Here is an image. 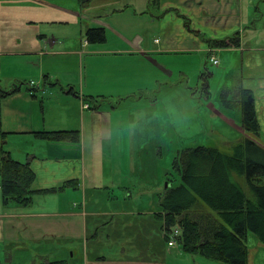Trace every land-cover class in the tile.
I'll use <instances>...</instances> for the list:
<instances>
[{
	"label": "rangeland",
	"instance_id": "1",
	"mask_svg": "<svg viewBox=\"0 0 264 264\" xmlns=\"http://www.w3.org/2000/svg\"><path fill=\"white\" fill-rule=\"evenodd\" d=\"M160 4L161 0H158L157 5L155 0H93L89 4H83L81 0H0V19L4 28L2 35L0 28V42L4 43V38H8L13 45L20 41L25 44L35 35L57 39L56 50L58 49L60 53L56 56V63L50 65L45 61V67H50L52 71L47 72L51 75L50 80L48 76L41 77L38 74L39 69L27 63L28 57L25 56L21 47L16 49L14 46L13 52L2 56L4 86L16 83L24 87L29 85L31 88H39L38 98L41 97L46 101L47 107V124L43 128L54 129L52 127L55 126L57 130H72L67 129L68 113L74 112L72 109L76 104L80 105V100L67 91L78 94L81 86L89 91L90 88L98 90L105 85L108 93L135 92L134 96L126 99H120L117 96L112 98V102L107 101L104 105L105 102H101L100 106L94 105L89 98H85L86 101L81 106V110L93 112L91 114L99 122L104 117L111 125L106 132L103 129H95L93 134H82V130L77 129L83 147L81 161L87 170L93 165V170L95 168V174H97L95 178L103 187L109 185V180L118 177V181L112 183L114 185L111 191H115L120 196H126L128 205L133 209H152V217H156L159 213L158 194L164 193L168 187L167 179H172L174 187L182 182L174 160L184 147L215 146L222 151L232 152L233 146L245 136L264 143L263 134L259 136L253 133L242 134L238 130L237 125L243 126V118L236 94L228 99V104L236 105L235 107L228 108V111L223 103L222 93L224 96L226 94L225 83L228 81L232 83V79L236 78L238 83L235 89L241 91L242 84L239 83L236 75L241 58L235 56L230 60L234 73L232 74L233 70H231V75L228 76L225 70L219 71L223 65L212 64L208 52L200 49L202 48L201 40H205L206 35L202 34L201 40L197 39V42H181L177 38L166 39L164 27L170 35H176L180 28L172 24L162 25V17L167 10L160 8ZM98 20L110 23L119 33L129 38L144 37L141 47L153 57L152 64H143L146 60H140L137 55L125 54L117 59L112 56L111 64L98 79L96 76L91 79L81 73V70L86 67L85 62L88 63L89 69L90 64L97 69L105 65L95 57L72 54L67 46L69 37L84 36L86 40L83 42V47L79 49L84 50L83 52L89 49L85 47L88 42L98 43L100 49L128 47L127 44L120 43L121 39L118 38L115 29L104 27L98 23ZM183 21L188 27L189 19L183 17ZM96 28L105 30L104 41L88 39V31ZM236 35L240 43V37ZM219 55L226 56V58H220L221 61H225L228 57H232L233 53L230 56L225 53ZM116 66L124 71L121 76H114ZM139 69L141 74L137 76L135 74ZM208 74L209 92H207L206 84ZM102 81L105 83H101ZM207 93H210V97ZM94 110L102 111L95 113ZM217 111H222V114ZM230 111L235 114L232 115L235 118L233 121H230ZM1 133L4 132L0 130ZM98 134H103V146L96 144ZM13 147L16 155L21 149L31 150L33 144L30 138L27 141L21 139L20 142L13 144ZM81 181H88V177L84 176ZM130 195L140 197L139 202H133ZM90 201L94 202V200ZM10 205L13 207L9 211H15L19 207L15 203ZM96 205L108 207L111 204L103 202ZM3 212V202L0 199V224L3 220ZM51 220H57L64 226L63 229L52 230L63 244L72 242L70 237L76 239L81 232L83 233V217H55ZM15 222L17 220L10 221L7 230L10 231L12 226H15ZM163 222V228L160 229L157 226L156 229L157 239L159 237L157 241L161 246L166 243V240L168 242L165 234L167 228L164 220ZM3 231L6 235V230ZM49 237L52 238V235ZM255 242H257L255 238L251 241L249 237L248 246L250 248L254 246V250L250 252V264H264L262 256L255 248L257 244L262 243ZM30 244L25 242L9 246L2 244L0 262L5 264L14 259L15 257L11 255L21 253L20 256H27V247H30V252H35L36 248L39 249V244ZM93 244L95 243L92 241ZM92 245L90 252L96 254L97 249ZM168 245L171 246L169 242ZM177 246L176 242V245L171 247ZM103 249L105 252L101 254L106 256L100 261L101 264H140L124 262V258L119 257L115 249L106 250L104 247ZM80 257L77 252L74 257L67 258L70 264H80ZM198 257L202 256L198 255ZM206 259L193 257L196 264H209L211 259ZM191 263V254L184 252L180 258L173 259L171 264ZM155 264H162V261L156 259Z\"/></svg>",
	"mask_w": 264,
	"mask_h": 264
},
{
	"label": "crops",
	"instance_id": "2",
	"mask_svg": "<svg viewBox=\"0 0 264 264\" xmlns=\"http://www.w3.org/2000/svg\"><path fill=\"white\" fill-rule=\"evenodd\" d=\"M157 3L158 0H155L156 5ZM161 7L167 10L162 17V25L172 24L180 28L176 35H170L164 27L163 32L166 39L177 38L181 42H197L202 34L206 35L205 40L200 39L202 45L200 49L205 50L208 54L212 51L219 58V65H223L219 68V71L225 70L228 76L231 75V70H233L232 74L234 73L230 60L235 56L241 58L236 75L239 78V83L242 84V88L250 89L254 95L257 118L260 124L259 134L264 135V0H161ZM183 17L189 19L188 27H186ZM98 23L106 28L115 29L108 22L98 20ZM0 28L2 35L4 28L1 19ZM115 31L118 33V38L121 39L119 40L120 43L127 44V48L100 49L98 43L88 42L85 47L89 49L83 52L84 50L79 49L83 47V42L86 40L84 36L82 38L75 37V35L69 37L67 46L72 54L95 57L105 65V67L97 69L90 64L89 69L88 63L85 62L86 67L81 70V73L86 74L91 79L95 76L98 79L111 64L110 59L112 56L117 59L125 54L137 55L140 60H146L143 64H152L153 57L141 47L144 37L129 38L116 29ZM235 35L240 37V43L237 46L214 45L215 42L232 36L235 37ZM4 39V43L0 42V130L8 133L6 148L11 156L22 162H28L35 172V179L32 185L33 193L30 204H19L17 210L9 211L13 206L3 203L4 212L0 224V246L22 242L31 243L30 245L33 243L39 244V249L36 248L35 252H30V247H27V256L22 257L20 256L21 253L11 255L15 258L6 261L30 264L40 260H68L67 257H74L78 252L81 256L80 264H101L100 261L104 260L103 258L106 256L101 254L105 252L103 247L106 250L115 249L119 253V257L124 258V262L155 264V260L160 259L162 264H171L173 259L180 258V255L184 253L180 246L171 247L168 245L167 240L163 246L159 245L156 229L157 226L160 229L163 228L164 222L158 216L152 217V209L137 210L131 208L128 205L126 196H120L115 191H111V187L114 185L112 183H116L118 177L109 180V185L103 187L95 178L97 174H95V168L93 170V165L90 166L89 170L83 166L81 142L77 144L70 141H52L37 137L35 133L37 131L57 130L55 126L52 127L54 129L43 128L47 124V107L46 101L42 100L41 97L38 98L37 91L39 88H31L29 85L24 87L16 83L7 86L2 84V56L13 52L12 48L14 46L16 49L21 47L25 56L28 57L27 63L38 68V74L41 77L45 75L50 80L51 75L47 72L52 71L49 69L50 67H45V61L50 65L56 63V56L60 53L58 49L56 50L57 39L35 35L30 37L25 44L20 41L16 45H13L8 38ZM224 53L227 56L233 53V56L221 61L226 56L221 57L219 54ZM164 69L169 71L167 68ZM123 72L120 67L116 66L114 76H121ZM140 74L139 69L135 75L139 76ZM208 79L209 74L207 75L208 83H206L207 92L210 88ZM101 83L105 82L102 81ZM237 83L236 78L232 79V83L230 81L225 83L226 94L224 96L222 93V97L228 111L236 106L229 105L228 99L233 94H236L238 99L239 91L235 89ZM80 90L78 94L67 91L80 100V105L76 104L72 109L74 112L68 113L67 129H79L82 130V134H93L96 131L95 129H103L106 132L111 125L106 118L103 117L102 121L99 122L91 114L93 112L81 110V106L86 101L85 98H89L94 105L100 106L101 102H105L104 105L107 101L112 102V98L117 96L120 99H126L135 95L133 91L119 94L108 93L105 85L98 90L90 88L89 91L81 86ZM209 94L207 93L208 97H210ZM101 111L94 110L95 113ZM219 113L222 114V111ZM219 113L216 114L219 115ZM229 113L230 121H233L235 114H233V111ZM237 119L239 120V117ZM237 128L242 134H250L242 124L237 125ZM29 138L33 144L32 149H21L15 155L13 144L20 142L21 139L27 141ZM96 144L103 146V134H98ZM261 144L264 146V143ZM91 170L92 173H90ZM84 176L88 177V181H81ZM130 198L133 202H139L140 197L130 195ZM0 199H2L1 195ZM90 200H94V202ZM103 202H108L111 205L108 207L96 205ZM55 217H83V233L81 232L79 238L76 239L70 237L72 242L63 244V241L58 239L56 234L52 232V230L64 228L59 221L51 220ZM15 220H17L15 226H12L10 231L7 230L9 222ZM3 230H6V235ZM49 235H52V238ZM90 235L92 236L90 237ZM254 238V235H250L251 241ZM92 241L95 244L92 245ZM91 245L96 247V254L90 252ZM257 245L255 248L264 262V244ZM249 249L250 252L253 251L254 246L252 245ZM191 256V264H196L193 257L201 260L206 259L198 257V255ZM90 257L92 258L90 259ZM209 264L222 263L211 260Z\"/></svg>",
	"mask_w": 264,
	"mask_h": 264
},
{
	"label": "trees",
	"instance_id": "3",
	"mask_svg": "<svg viewBox=\"0 0 264 264\" xmlns=\"http://www.w3.org/2000/svg\"><path fill=\"white\" fill-rule=\"evenodd\" d=\"M93 0H81L89 4ZM103 28L90 29L88 39L104 41ZM232 36L215 42L216 46H237ZM238 101L243 111V127L259 136L260 124L252 91L241 88ZM37 137L52 141L80 143L78 130L37 131ZM8 134H0V186L3 203L27 205L32 199L35 172L27 162L11 156ZM181 183L159 195L158 218L165 221L168 242L191 255L216 262L249 264L250 235L264 244V146L245 136L232 152L218 147H184L175 157ZM172 182V184H171ZM1 260V259H0ZM0 264H2L0 262ZM5 264H19L7 262ZM30 264H70L67 259Z\"/></svg>",
	"mask_w": 264,
	"mask_h": 264
},
{
	"label": "built area",
	"instance_id": "4",
	"mask_svg": "<svg viewBox=\"0 0 264 264\" xmlns=\"http://www.w3.org/2000/svg\"><path fill=\"white\" fill-rule=\"evenodd\" d=\"M208 57L210 58V61L212 62V64H214V65H219L220 60H219V58H218V57H217L212 51H210V54H209ZM32 83H33V82H32ZM169 244H170L171 246L176 245V240H175V239H171V240L169 241Z\"/></svg>",
	"mask_w": 264,
	"mask_h": 264
},
{
	"label": "bare ground",
	"instance_id": "5",
	"mask_svg": "<svg viewBox=\"0 0 264 264\" xmlns=\"http://www.w3.org/2000/svg\"><path fill=\"white\" fill-rule=\"evenodd\" d=\"M182 180V179H181Z\"/></svg>",
	"mask_w": 264,
	"mask_h": 264
}]
</instances>
